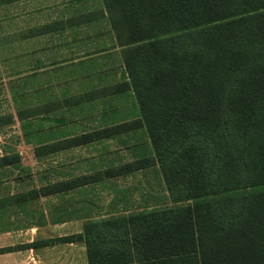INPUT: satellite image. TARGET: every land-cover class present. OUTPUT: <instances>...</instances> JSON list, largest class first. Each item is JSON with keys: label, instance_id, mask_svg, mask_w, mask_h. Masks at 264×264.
Returning <instances> with one entry per match:
<instances>
[{"label": "trees", "instance_id": "16d2710c", "mask_svg": "<svg viewBox=\"0 0 264 264\" xmlns=\"http://www.w3.org/2000/svg\"><path fill=\"white\" fill-rule=\"evenodd\" d=\"M103 1L124 72L99 94L140 116L73 146L145 129L153 157L107 174L158 166L173 206L110 222L97 264H264V0Z\"/></svg>", "mask_w": 264, "mask_h": 264}, {"label": "rangeland", "instance_id": "374dc122", "mask_svg": "<svg viewBox=\"0 0 264 264\" xmlns=\"http://www.w3.org/2000/svg\"><path fill=\"white\" fill-rule=\"evenodd\" d=\"M56 24L50 36L20 39ZM0 27L6 67L0 78V157L18 159L0 169V190L9 189L6 183L15 177L44 185L55 177H93L153 157L145 129L73 146L116 120L140 116L132 91L99 94L124 72L103 0H19L0 7ZM144 173L132 182V199L142 202L148 187V211L173 206L159 167Z\"/></svg>", "mask_w": 264, "mask_h": 264}, {"label": "crops", "instance_id": "0c3cea01", "mask_svg": "<svg viewBox=\"0 0 264 264\" xmlns=\"http://www.w3.org/2000/svg\"><path fill=\"white\" fill-rule=\"evenodd\" d=\"M17 1L0 0V7L6 8ZM47 27L43 26L39 32L31 31V35L20 39L34 40L55 33L56 30ZM4 48L0 43V78L6 69ZM124 121L128 120H116L114 124ZM148 169L139 172L147 174ZM107 172L93 177L86 174L55 177L35 186L25 184V179L18 177L8 180L9 189L0 190V264H91L87 240L95 253L93 263L104 262V255H96L105 246L102 242L113 245L115 236L121 233L119 225L112 226L110 222L148 213V187L142 202L131 196L135 178L140 180L141 174L135 171L116 176ZM86 179L89 183H84ZM124 182H130V188ZM60 183L67 185L64 191L42 194V188Z\"/></svg>", "mask_w": 264, "mask_h": 264}]
</instances>
